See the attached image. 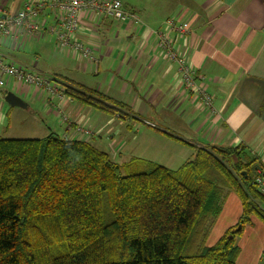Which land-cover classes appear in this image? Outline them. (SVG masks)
I'll list each match as a JSON object with an SVG mask.
<instances>
[{"label": "crops", "instance_id": "0c3cea01", "mask_svg": "<svg viewBox=\"0 0 264 264\" xmlns=\"http://www.w3.org/2000/svg\"><path fill=\"white\" fill-rule=\"evenodd\" d=\"M37 1L40 0H0V7L15 14ZM120 1L123 9L138 17L139 23L85 13L76 37L92 49L94 61L56 46L55 52L64 60L51 72L59 81L68 80L124 104L142 123L122 121L118 116L79 105L63 94H48L14 84L5 77L4 85L9 80L8 87H13L14 95L27 104L23 110L28 109L30 102L42 101V97L53 108L54 100V110L66 114V121L62 120L63 125L58 121L57 129L63 139L87 141L119 164L138 159L174 171L192 158L190 148L155 133L156 128L196 147L243 146L261 161L264 175V0ZM42 17L45 26L57 21L51 9L45 10ZM168 19L188 25L185 33L167 34L176 53L202 78L212 98L211 110L185 88L177 64L157 46L155 32L165 31L164 22ZM22 39L16 43L0 41V59L44 77L43 71L36 70L38 56L35 65H30L24 54L25 59L18 61L20 65L13 53H22L30 42L48 44V39H54L45 33ZM72 73L87 78L81 81ZM52 81L62 92L61 83ZM5 92L0 89V135L5 130L7 114L13 118L19 109L9 110L11 107L4 102ZM150 115L158 119L153 121ZM58 134L54 135L60 137ZM240 214V203L233 200L232 212L222 205L217 218L221 223H214L208 238L213 231L215 243L237 223ZM236 244L240 253L235 264H261L264 225L253 219Z\"/></svg>", "mask_w": 264, "mask_h": 264}, {"label": "trees", "instance_id": "16d2710c", "mask_svg": "<svg viewBox=\"0 0 264 264\" xmlns=\"http://www.w3.org/2000/svg\"><path fill=\"white\" fill-rule=\"evenodd\" d=\"M64 81L62 94L75 103L142 123L124 104ZM153 131L192 158L173 171L138 159L118 164L87 141L54 134L0 137V264H235L236 238L253 219L264 225L261 161L243 146L196 147ZM227 193L240 217L207 246Z\"/></svg>", "mask_w": 264, "mask_h": 264}, {"label": "built area", "instance_id": "2783aa9c", "mask_svg": "<svg viewBox=\"0 0 264 264\" xmlns=\"http://www.w3.org/2000/svg\"><path fill=\"white\" fill-rule=\"evenodd\" d=\"M47 9L53 10L56 14L57 21L54 25L45 26L41 20ZM85 13H92L93 16L109 18L118 22L139 23V19L134 13L123 9L120 0H40L25 5L15 14H9L0 7V41L16 43L20 37L25 40L45 33L54 39L59 48H65L73 55L87 61H94L92 49L76 37L81 18ZM187 27L186 23L173 19L166 20L164 22L165 31L155 32L157 46L172 62L177 64L181 82L185 88L211 110L212 98L206 92L202 78L196 75L184 57L176 53L172 40L167 34L170 31L178 34L185 33ZM5 77L12 80L14 84L41 90L52 95L62 94L51 79L0 59V88L4 86ZM255 183L261 191H264L263 173H258Z\"/></svg>", "mask_w": 264, "mask_h": 264}, {"label": "rangeland", "instance_id": "374dc122", "mask_svg": "<svg viewBox=\"0 0 264 264\" xmlns=\"http://www.w3.org/2000/svg\"><path fill=\"white\" fill-rule=\"evenodd\" d=\"M47 42L48 44H46V42L44 44L43 43L37 44V42H30L29 44H27L25 50H22V53L21 52L13 53V57L15 58V62L21 65V63L18 61H22L23 59H25L22 57L25 54L26 55L25 62H29L30 65L32 63H33L32 65H35V60H36L35 58L38 56V60H36L37 62L36 70L43 71V73L42 72L40 73H42L44 77L49 78V80L52 79L57 81L58 78H55L57 76H55L56 74H53L51 72V68L52 67L56 68L57 64H60L61 60L64 59H62L55 52L54 48H56L57 45L55 44L54 40L48 39ZM72 76L81 81L87 78L86 75L82 76L73 73ZM87 80L89 81V84L92 83L91 78L90 79L88 78ZM8 83L9 80L7 83L5 82L4 87L0 89H4L8 93L16 94V92L12 90L13 89L12 86L11 89L8 87ZM45 95L49 97V95H47L46 93ZM52 104H53V108H50L46 104V101H43V97H42V101L40 102H35V103L30 102L28 104L27 110L16 109L17 113L13 115V118L8 116L7 114V118L4 124L5 130L1 133L0 137L5 139H40L46 137L49 134L60 133L57 132V129L60 128L58 124L59 122H61V125H63L64 122L62 120L65 118L64 116H66V114L61 115L57 113L56 110H54L56 104L54 100ZM9 110H12V108L11 109L9 108ZM50 110L54 113H52ZM150 117L152 118L153 121H156L158 119V117L155 115L153 116L150 115ZM32 124H34V126ZM58 135L62 138L61 134ZM233 200L234 202L236 201L239 204L238 198L233 193H227L222 202V205L224 207L230 208V212H232L233 210ZM215 223L217 224V226H219L221 221L217 219ZM246 228L244 229L243 232H245ZM238 237L236 238V240L238 239ZM214 238L215 237H213V231H212L211 236L207 240V245H211V243H214L213 241Z\"/></svg>", "mask_w": 264, "mask_h": 264}, {"label": "water", "instance_id": "95a60500", "mask_svg": "<svg viewBox=\"0 0 264 264\" xmlns=\"http://www.w3.org/2000/svg\"><path fill=\"white\" fill-rule=\"evenodd\" d=\"M4 102L11 108L24 109L26 107V104H24L20 98L8 92L4 93ZM240 230L241 226H237L236 228L232 229L230 235L228 236V239H231L233 235H235Z\"/></svg>", "mask_w": 264, "mask_h": 264}]
</instances>
